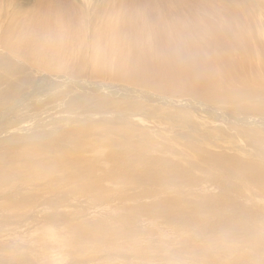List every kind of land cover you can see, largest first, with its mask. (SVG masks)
I'll list each match as a JSON object with an SVG mask.
<instances>
[{"label":"bare ground","instance_id":"bare-ground-1","mask_svg":"<svg viewBox=\"0 0 264 264\" xmlns=\"http://www.w3.org/2000/svg\"><path fill=\"white\" fill-rule=\"evenodd\" d=\"M37 1L0 3V241L264 264V0Z\"/></svg>","mask_w":264,"mask_h":264},{"label":"rangeland","instance_id":"rangeland-1","mask_svg":"<svg viewBox=\"0 0 264 264\" xmlns=\"http://www.w3.org/2000/svg\"><path fill=\"white\" fill-rule=\"evenodd\" d=\"M15 1H18V3H24V4L25 3H31V5H32L33 3H36L37 0L36 1L35 0H15ZM118 1H120L119 3H125L127 6H129L127 8L132 7L133 3H136V5H139L140 3H142V0H114V2H118ZM8 2H9V0H0V3H8ZM79 2H80V0H72L70 2L67 0H49V3H79ZM207 2L220 3L219 0H168L166 3H161L160 8H161V11L163 12L164 15H168V11H170V10H173V13H175V5H172L169 3H181L180 9L182 10V13H184V11L188 9V6L190 8H192V6L194 4L196 6V8H194V9H196L195 11H197L199 13L196 14V12H194L193 14L194 15L196 14L195 16L198 18L205 19L208 16V13L203 10L202 5L200 3L206 4ZM44 3H47V1L45 0ZM128 3H131V5ZM143 3H146V2H143ZM163 7H164V9H163ZM168 8H169V10H167ZM238 198L240 199V197H238ZM9 221H12V220L9 219ZM116 227H120V225H117ZM48 229H53V227H50ZM54 229H56L57 231H59V230L63 231L64 230V229H61L59 227H56V228L54 227ZM65 232H67V231H63V233H65ZM42 233H43V231H41V234ZM62 235L66 236L65 234H62ZM39 236H40V234H38V237ZM29 237H31V232H29V230L28 231H21V229H20L19 232H17L16 234H13L11 236V240L0 241V245L2 244L0 246V253L3 255L5 252V254H6L5 256L3 255L2 259H4V260L8 259L9 260L11 258H16V257L20 258V259L23 257H27V258H23V259L35 260L36 262H34L33 264H73V263H76V260L83 259V255L86 256V254H85L86 251L76 252V250H75L76 247L78 245H81V244H86L88 251L97 252L95 254L96 256H94V258H93V259H95V258L96 259L92 262H89V264H104L101 261V260L104 261V259H102L103 255L106 254L104 251L107 250L108 248L110 249L112 247L113 248L115 247V245H113V244H110V247H109L108 246L109 243H101V244L94 245V243H92L88 239L89 238V235H88V238L86 240H80V238L71 239V242L74 240L72 242V244H68L69 246L64 251H62L56 246L55 243L49 244L46 247L39 246L40 244H34V245L30 244L31 246H29L28 245V243H30ZM71 237H72V235H71ZM71 237H69V238H71ZM14 238H17V240L13 241ZM90 242L92 244H90ZM193 243L196 246H198L196 244V242H193ZM199 244L203 245L205 243L200 242ZM11 245H13L14 249L11 248L12 247ZM98 245H100V246L98 247ZM6 246H8V247H6ZM5 248H6V251H2L3 249L5 250ZM8 251H10V252H8ZM31 251H32V253H31ZM119 253H123V252L120 251ZM1 254H0V257H2ZM21 256H23V257H21ZM109 260H112V261H110L109 264H125L128 262L127 260H124V259L122 260L119 258H114V259H106V263ZM153 264H166V263L154 262ZM245 264H248V263H245Z\"/></svg>","mask_w":264,"mask_h":264}]
</instances>
